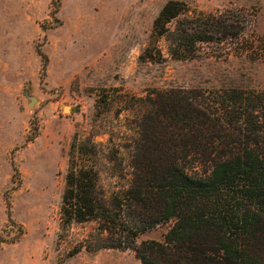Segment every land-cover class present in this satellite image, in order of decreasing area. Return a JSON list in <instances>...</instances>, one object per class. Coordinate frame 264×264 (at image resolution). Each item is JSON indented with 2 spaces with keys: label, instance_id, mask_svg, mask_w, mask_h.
Instances as JSON below:
<instances>
[{
  "label": "rangeland",
  "instance_id": "obj_1",
  "mask_svg": "<svg viewBox=\"0 0 264 264\" xmlns=\"http://www.w3.org/2000/svg\"><path fill=\"white\" fill-rule=\"evenodd\" d=\"M168 1L0 0V264H142L131 249L88 250L95 222L62 226L74 137L97 143L110 196L129 182L137 97L171 88L264 91V46L250 50L264 36V0H178L197 13L233 10L246 23L239 38L201 42L188 59L172 58L153 34ZM116 153L121 166L108 158ZM173 222L136 243L163 242Z\"/></svg>",
  "mask_w": 264,
  "mask_h": 264
},
{
  "label": "trees",
  "instance_id": "obj_2",
  "mask_svg": "<svg viewBox=\"0 0 264 264\" xmlns=\"http://www.w3.org/2000/svg\"><path fill=\"white\" fill-rule=\"evenodd\" d=\"M197 12L169 0L154 19L172 58H193L199 43L237 39L245 28L233 10ZM258 44L264 36L250 50ZM135 100L139 137L127 187L107 196L97 143L74 137L62 226L95 222L88 250L131 249L142 264H264V91L153 89ZM117 153L108 158L121 166ZM171 219L163 242L136 243Z\"/></svg>",
  "mask_w": 264,
  "mask_h": 264
},
{
  "label": "water",
  "instance_id": "obj_3",
  "mask_svg": "<svg viewBox=\"0 0 264 264\" xmlns=\"http://www.w3.org/2000/svg\"><path fill=\"white\" fill-rule=\"evenodd\" d=\"M34 102H35V99H34V98H31V101H30V103H29V106H32V105L34 104ZM65 109H66V110H69L68 107H65Z\"/></svg>",
  "mask_w": 264,
  "mask_h": 264
}]
</instances>
